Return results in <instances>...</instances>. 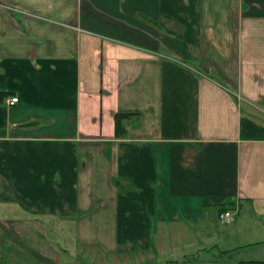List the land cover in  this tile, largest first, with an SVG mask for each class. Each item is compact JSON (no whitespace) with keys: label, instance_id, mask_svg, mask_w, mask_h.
<instances>
[{"label":"crops","instance_id":"0c3cea01","mask_svg":"<svg viewBox=\"0 0 264 264\" xmlns=\"http://www.w3.org/2000/svg\"><path fill=\"white\" fill-rule=\"evenodd\" d=\"M263 117L264 0H0V264L263 243Z\"/></svg>","mask_w":264,"mask_h":264},{"label":"rangeland","instance_id":"374dc122","mask_svg":"<svg viewBox=\"0 0 264 264\" xmlns=\"http://www.w3.org/2000/svg\"><path fill=\"white\" fill-rule=\"evenodd\" d=\"M263 119H264V117H263ZM233 219H232V222H230L228 224H220V227H223V228H227L229 226H233L234 227V231H235L234 235H230V237H231V239L233 238V241H231V242H234V244H235L236 242H238L239 232L241 230L237 232V229H236V227L234 226V223H233ZM245 222L246 223H250V229L244 228V230L246 229L244 238L250 239V238L254 237L255 234H253L252 236H248V235H246V233L249 234L250 230H258V229L260 230V227L256 226L255 225L256 223L252 222V220H250V219L246 220ZM242 227H244V226H242ZM51 237L53 239L55 238L54 240H57V242H60V244H62V245L65 244L64 240H58L57 237L54 236L53 234L51 235ZM72 237L73 236H71V235H67L66 236L67 239H73ZM256 238H258V239H262L263 238V240H264V236L261 233H258ZM220 246H222V245H220ZM140 254H143V253H136V254L132 253V254L128 255V257L132 259L128 264H159L161 262L164 263V261L160 260V258L156 260L157 261L156 263L150 262V260L142 261V259L140 257ZM170 258H172V257L170 256ZM252 258H254V259H264V242L261 243V244H258V245H256V244L247 245V246L245 245L244 247H242L240 249H237V251L230 252V253L221 252L218 248H213V249L209 250L208 252L200 253L198 256H196L192 260L194 261L196 259L197 263H203L205 261H207V262L213 261V262H216L217 264H219V262H221V261H233V260L235 261L237 259L246 260V259H252ZM63 260H64L63 264H69L68 256L66 254L65 255L63 254ZM69 260H71L74 263L76 262L77 264H97L95 262L94 263L89 262L87 259H84V258L80 260L74 254H72V257L69 258ZM109 264H111V262H109ZM119 264H125V263L124 262H120Z\"/></svg>","mask_w":264,"mask_h":264},{"label":"built area","instance_id":"2783aa9c","mask_svg":"<svg viewBox=\"0 0 264 264\" xmlns=\"http://www.w3.org/2000/svg\"><path fill=\"white\" fill-rule=\"evenodd\" d=\"M7 105L12 106L18 102V97L8 96L5 99ZM237 209L235 207L227 208L218 213V219L223 224H228L232 222V219L235 217Z\"/></svg>","mask_w":264,"mask_h":264},{"label":"trees","instance_id":"16d2710c","mask_svg":"<svg viewBox=\"0 0 264 264\" xmlns=\"http://www.w3.org/2000/svg\"><path fill=\"white\" fill-rule=\"evenodd\" d=\"M126 116V114H122V113H117L115 114L114 117V124H115V135L116 136H122L125 134V128L123 126L122 120L124 119V117ZM232 205L228 204V205H221L220 211L227 209V208H231Z\"/></svg>","mask_w":264,"mask_h":264}]
</instances>
